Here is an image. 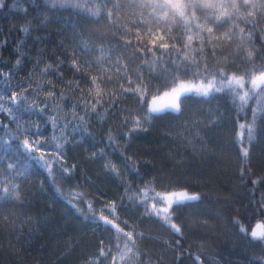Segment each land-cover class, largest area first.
I'll return each mask as SVG.
<instances>
[{
  "label": "snow or ice",
  "instance_id": "1",
  "mask_svg": "<svg viewBox=\"0 0 264 264\" xmlns=\"http://www.w3.org/2000/svg\"><path fill=\"white\" fill-rule=\"evenodd\" d=\"M16 6L15 2L9 4L8 0H0V10ZM43 6L49 13L61 8L75 9L78 13L83 12L91 24L99 26L77 33L78 37L87 35L88 40H77L73 44L69 70L73 72L76 87L73 88V82L69 81L66 85L70 89L68 96L53 90L41 99L38 91L24 87L25 84H31L29 76L26 80L11 85L15 90L10 89L7 98L0 96V114L7 113L15 120L16 128L12 131L17 140L21 136L24 137L21 143L24 152L40 163L53 185L57 186L58 193L69 194L70 204L73 203V197L75 204H83L89 193L82 190L83 185L80 183H74V188L81 190L74 191L73 188L65 189L59 182L64 179L74 180V177L80 174L82 163H97L106 179L115 180L118 187L125 189L124 193L110 203H102L99 211L107 212L108 215L95 217L101 231L108 233V242L100 241L101 247L96 255L101 261L111 257V264H133L134 260L137 264H144L143 258L148 256V253L137 247V241L147 234L136 232L135 229L125 231L128 223L118 213L134 214L143 207L142 218L155 219L183 239V228L174 221L180 218L182 209L202 202V197L200 193H190L187 189L169 190L175 188L179 180H165L160 175L162 169H155L157 174L145 180V177L150 175L149 169L152 168L150 162L133 160L124 152L139 133L147 132L157 123H161L164 128L163 139L176 145L173 151L177 156L181 155L182 149L189 147L193 153L207 154V144L211 142L212 134L215 130L225 127L232 120L230 113L235 111L236 119L245 120V123L239 124L240 152L244 158L250 156L249 148L242 138L246 136V140L251 142L257 135L264 133V0H44ZM40 18L41 23L50 21V16L45 13H40ZM25 23L27 26L21 31L27 34L31 29V21ZM254 42L258 43L259 47H256ZM6 43V40H0V49ZM82 43L85 47L81 51L85 52L88 58L76 51ZM234 43L239 47L232 53L233 59L225 58L218 61L216 66L209 62L216 59V45H225L219 51L228 52ZM246 43L252 45L251 50H245ZM97 51L100 55L93 58L92 53ZM61 55L67 56L66 53ZM65 63H68L67 59L57 62L58 66ZM21 65L22 60L17 59L15 67L23 71ZM36 67H39V62ZM50 69L51 65L45 71ZM229 69L235 71L230 73ZM2 75L9 83L14 78L10 73ZM56 75L63 81L61 73ZM81 83L89 85L87 91L79 87ZM108 84H114L116 87L111 91L101 89V85ZM22 87L24 90L20 91ZM42 87L47 89L48 86ZM77 92L82 94L76 96ZM220 93L227 94L220 97L221 99L231 98L233 107L225 104L222 106L224 112H221V106L209 110L206 113L209 122L206 124L195 119L196 114L204 112L203 108H197L196 112L185 120L186 114L193 109L189 101H194L195 105L210 103L216 100L217 94ZM33 94L37 98L29 103V96ZM57 98L65 108H73L71 120L68 116L61 117L57 114L60 106L52 104ZM129 98H134L135 106L121 107L128 103ZM250 101L254 103H249ZM4 105L8 107L5 108ZM25 108L44 114L45 123L50 124L52 129L50 135L46 134L47 128L43 132L40 131L39 124L31 123L25 127L15 119L16 113ZM81 111L82 115L79 114ZM92 117H98L104 124L110 119L119 118V130L114 134L109 129L107 136L100 140L105 145L103 148L83 157L81 161L70 164L66 150L70 152L80 145L68 129L75 131L79 128L87 132L90 127L87 121ZM105 117H108V120ZM180 121L184 123L180 124ZM180 128L193 139L185 138L181 141V133L178 131ZM197 128L199 131L193 133V129ZM117 139L129 142L120 153L122 168L105 159L108 148L117 150L118 145L114 143ZM101 161L103 163H100ZM125 172L144 181V186L127 183ZM250 175L248 165H244L241 168V177L253 185L250 191L256 192V186L264 184V176L250 180ZM19 176H23V179L16 183ZM27 179L28 176L20 172L15 163L10 162L6 167H0V201H11L19 207H25L28 195L21 189ZM88 182L94 183L90 179ZM133 187L135 194L128 195L133 191ZM157 188L162 191H157ZM98 202L95 199L87 202L90 213L97 211L95 205ZM249 205L253 213L260 217L257 223L254 226L245 224L239 216L233 217L231 223L237 229L235 235L243 237L246 248L259 247L260 252L264 253V193L260 194L258 199L250 200ZM76 210L82 211L79 208ZM110 216L112 219H109ZM114 220L119 223H114ZM29 222L31 223V220ZM39 222H45V218L42 217ZM31 230L38 229L33 225ZM174 243L175 248L181 247L179 240ZM73 251L72 247L66 246L63 258H70ZM113 251L118 255L113 256ZM10 254L16 255L15 246L12 244ZM183 256V252L176 255L173 264H179ZM59 259L52 264H59ZM247 259L248 264H264V254H252ZM196 260L197 264H202L199 257ZM14 264H20L19 259L15 260ZM85 264L98 262L88 259Z\"/></svg>",
  "mask_w": 264,
  "mask_h": 264
},
{
  "label": "trees",
  "instance_id": "2",
  "mask_svg": "<svg viewBox=\"0 0 264 264\" xmlns=\"http://www.w3.org/2000/svg\"><path fill=\"white\" fill-rule=\"evenodd\" d=\"M13 2L16 3V7L0 10V40L7 41L6 45L0 49V86L8 91L10 89L14 91L15 89L11 88V85L31 76V84H25L24 87H31L34 91H38L41 99L53 90L68 96L70 89L66 87L67 83L72 81L73 88L76 87L73 72L69 70L74 50L73 44L77 40H88L87 35L78 37L77 33L99 26L91 24L83 12L78 13L75 9L61 8L49 13L48 9L43 6L44 0H8L9 4ZM40 13L49 15L50 21L46 24L41 23ZM26 21H31V29L27 34L21 31L23 27L27 26ZM101 30L108 31L110 29ZM254 43L256 47H259L258 43ZM84 47L85 45L82 43L76 51L88 58L86 53L81 51ZM224 47L223 44L216 45L218 49L216 59L209 61L213 66L225 58L233 59L232 53L237 50L239 45L232 44L228 52L219 51ZM244 48L251 50L252 45L246 43ZM16 49L18 51H15ZM62 53H66L67 56L61 55ZM99 55L98 51L92 53L93 58ZM17 59L22 60L20 67L24 69L23 71H20L19 67H15ZM65 59L68 63L58 66L57 62ZM37 62H39V67H36ZM49 65H51V69L45 71ZM232 71L235 69H229L230 73ZM6 73H10L14 77L10 83L2 75ZM56 73L63 75V81L58 78ZM43 85H47V89H44ZM24 87L20 91H23ZM79 87L87 91L89 85L81 83ZM115 87L114 84L101 85V89L105 91H111ZM81 94V92H77L75 95ZM226 95V93L217 94L216 100L199 105H195L194 101H189V104L193 105V109L186 114L185 120L192 116L197 108H203L204 112L196 114L195 119L204 124L208 123L209 117L206 116V113L209 110L221 106V112H224L222 106L225 104L233 107L230 97L227 100L220 98ZM36 98L35 94L30 95L29 103L35 101ZM73 102H75V97H73ZM249 103L254 102L250 101ZM52 104L60 106L58 115L68 116L69 120L72 119L73 108L70 106L65 108L59 98L52 101ZM134 106V98H129L127 104L121 105V107L127 108ZM38 107H42V105H38ZM79 114L82 115L83 112L81 111ZM101 114H103V110H101ZM230 115L232 120L212 134L211 142L207 144L209 149L207 154L193 153L189 147L186 150L182 149L181 155L177 156L173 151L176 145L163 139L164 128L161 123H157L147 132L139 133L124 152L133 160L150 162L152 168L149 169L150 175L146 176L145 180L157 174L155 169H162L160 175L165 180L169 178L179 180V184L169 190L187 189L190 193H200L202 197V202L182 209L180 218L174 221L182 226L183 239L173 234L155 219L142 218L143 207L136 210L134 214L118 213L128 223L125 231L135 229L136 232L147 234L137 241V247L148 253V256L143 258L144 264H173V258L181 252L184 256L179 264H196L191 256L192 253H196L200 257L202 264H248V256L264 254L260 252L259 247L246 248V242L243 237L235 235L237 229L231 223L233 217L236 216H239L245 224L252 226L260 219L257 214L253 213L249 201L254 198L258 199L260 194L264 193V184L256 186L258 191H250L253 185L248 180L242 179L241 168L248 165L251 172L250 180L264 176V133L257 135L251 142L246 140V136L242 138L250 151L248 158L242 157L238 135L241 132L239 124L245 123V120L243 118L236 119L235 111H232ZM15 119L25 127L31 123L39 124L41 125L40 131L43 132L47 128L48 133L46 134H51L50 124L45 123L44 114L39 111L25 108L16 113ZM105 119L108 120V117ZM87 122L90 125L87 132L79 128L75 131L71 128L68 129L80 145L70 152L66 150L70 164L81 161L83 157L90 156L92 152L103 148L105 145L100 142L101 138L107 136L109 129L115 134L121 124L119 118L110 119L104 124L98 117H92ZM179 123L183 124L184 121ZM145 127L148 126L145 125ZM15 128L16 122L12 117H9L7 113L0 114V158H2L0 167H6L10 162L15 163L19 171L28 176L21 189L22 192L27 193L28 203L25 207H19L11 201H0V208H2L0 264H14L17 259L20 264H52L57 258H60L59 264H85L88 259L97 260L98 264H111V257L106 261H101L96 255L101 247L100 241L108 242V233L101 231L95 217L108 215L107 212L99 211L102 203H110L124 193L125 189L118 187L115 180L106 179L97 163H82L80 174L75 176L74 180L64 179L59 182L65 189L73 188L74 191L81 190L74 188V183H80L83 185L82 190L89 193L83 204H75L74 197L72 198L73 203L70 204L68 202L69 194L67 192L64 195L58 193L57 186L53 185L51 178L40 166V163L24 152L21 147L24 137L21 136L17 140L12 131ZM123 131L126 132L127 129H123ZM178 131L181 133V141L185 138L193 139L182 128ZM195 131H199V129H193V133ZM92 133L95 135L93 136ZM114 143L118 145L117 150L113 151L112 148H108L105 159L111 160L122 168L120 153L129 142L125 139H117ZM197 147L199 148L200 145ZM85 178L94 183H89ZM124 178L127 183L133 186H144V181L127 172H125ZM22 179L23 176H19L15 182L19 183ZM157 191H162V189L157 188ZM134 194L135 188L133 187V191L128 195ZM93 199L99 201L95 205L97 211L94 214L90 213L87 208V202ZM137 199H139L138 196ZM77 208L82 211L78 212ZM42 217L45 218V222L40 223ZM109 219L112 217L110 216ZM113 222L119 223L115 220ZM33 225L38 230H31ZM120 226L124 227V225ZM177 240L181 244L180 248H175L174 242ZM10 244L15 246L16 255L10 254ZM66 246L74 249L68 259H64L62 256ZM116 255L118 254L113 251V256ZM133 264H137V261L134 260Z\"/></svg>",
  "mask_w": 264,
  "mask_h": 264
},
{
  "label": "rangeland",
  "instance_id": "3",
  "mask_svg": "<svg viewBox=\"0 0 264 264\" xmlns=\"http://www.w3.org/2000/svg\"><path fill=\"white\" fill-rule=\"evenodd\" d=\"M10 95V90L8 91V89L2 88L0 86V96H3L4 98H7V96ZM5 108L8 107V105H4Z\"/></svg>",
  "mask_w": 264,
  "mask_h": 264
},
{
  "label": "water",
  "instance_id": "4",
  "mask_svg": "<svg viewBox=\"0 0 264 264\" xmlns=\"http://www.w3.org/2000/svg\"><path fill=\"white\" fill-rule=\"evenodd\" d=\"M191 256H192V258L194 259V261H195L196 264H197V260H196V258L199 257V256H198L196 253H192ZM199 259H200V257H199ZM200 261H201V260H200Z\"/></svg>",
  "mask_w": 264,
  "mask_h": 264
}]
</instances>
